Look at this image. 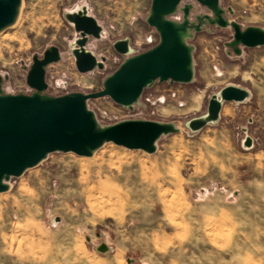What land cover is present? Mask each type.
Returning a JSON list of instances; mask_svg holds the SVG:
<instances>
[{
    "label": "rangeland",
    "instance_id": "374dc122",
    "mask_svg": "<svg viewBox=\"0 0 264 264\" xmlns=\"http://www.w3.org/2000/svg\"><path fill=\"white\" fill-rule=\"evenodd\" d=\"M152 3L22 0L18 21L0 33V91L29 92L33 59L52 46L61 60L46 68L48 95L103 90L127 59L160 44L148 23ZM83 6L103 29L87 49L107 58L104 69L86 74L71 49L79 34L65 18ZM220 6L225 27L195 0H182L168 17L191 25L192 83L156 81L130 107L109 97L88 102L101 127L138 119L179 132L162 137L152 154L105 143L90 157L49 154L11 178L0 193V264H264V46L235 41V30L264 31V0ZM127 40L134 52H117L115 43ZM230 86L249 98L224 102L217 122L191 131L189 122ZM103 244L107 253L96 250Z\"/></svg>",
    "mask_w": 264,
    "mask_h": 264
},
{
    "label": "water",
    "instance_id": "95a60500",
    "mask_svg": "<svg viewBox=\"0 0 264 264\" xmlns=\"http://www.w3.org/2000/svg\"><path fill=\"white\" fill-rule=\"evenodd\" d=\"M195 1L212 11L216 23L222 27L227 26L225 11L220 6L221 0ZM181 2L153 0L148 23L160 34V44L127 59L106 79L103 90L99 92L71 93L59 97L46 93V68L61 60L60 50L56 46L49 48L44 58L34 57L27 76V84L34 90L32 94L0 91V193L9 190L11 178L21 177L27 170L38 166L49 154L62 152L90 157L105 143L152 154L156 152L157 143L162 137L179 132L173 124L138 119L101 127L95 114L88 108V102L109 97L119 105L130 107L156 81L180 84L193 82V48L185 41L191 25L187 18L182 24L168 19ZM21 6L22 0H0V33L15 24ZM83 7L78 12H65V18L79 34L71 49L77 70L86 74L95 69H104L107 58L99 59L87 49L89 39H100L103 29L89 14L88 8ZM208 18L215 23L211 17ZM197 29L201 30V23ZM235 31L237 44L248 48L264 46L263 30L251 28L244 32ZM129 46L127 40L115 43L114 48L128 55ZM249 96L248 91L238 87L222 89L210 100L208 114L191 120L188 128L199 131L207 123L217 122L224 102L241 103ZM57 220L60 221V218L57 217ZM101 247L96 250L100 251Z\"/></svg>",
    "mask_w": 264,
    "mask_h": 264
},
{
    "label": "bare ground",
    "instance_id": "6f19581e",
    "mask_svg": "<svg viewBox=\"0 0 264 264\" xmlns=\"http://www.w3.org/2000/svg\"><path fill=\"white\" fill-rule=\"evenodd\" d=\"M86 7H87V6H86ZM83 9H84V7H79V8H77V9H75L74 11L78 12V11H81V10H83ZM19 16H20V13H19V15H18V17H17L16 22L18 21ZM16 22H15V24H16ZM74 45H75V42L73 41V42H72V46H74ZM129 52H130V54L134 52V50H133V48H132L131 46H129ZM204 119L207 120V118H204ZM99 250L102 251L103 253H107V252L109 251V248L107 247L106 244H104V245H102V247H101Z\"/></svg>",
    "mask_w": 264,
    "mask_h": 264
},
{
    "label": "built area",
    "instance_id": "2783aa9c",
    "mask_svg": "<svg viewBox=\"0 0 264 264\" xmlns=\"http://www.w3.org/2000/svg\"><path fill=\"white\" fill-rule=\"evenodd\" d=\"M48 90V89H47ZM34 92V90L32 88H30V91L29 92H23L24 94H32ZM5 93H8V94H15V93H9V92H5Z\"/></svg>",
    "mask_w": 264,
    "mask_h": 264
},
{
    "label": "flooded vegetation",
    "instance_id": "af4514ba",
    "mask_svg": "<svg viewBox=\"0 0 264 264\" xmlns=\"http://www.w3.org/2000/svg\"><path fill=\"white\" fill-rule=\"evenodd\" d=\"M53 47V46H52ZM48 50V49H47ZM46 50V51H47ZM59 50H60V48H59ZM46 51L44 52V54L41 56V58H44V55H45V53H46ZM60 53H61V51H60Z\"/></svg>",
    "mask_w": 264,
    "mask_h": 264
},
{
    "label": "crops",
    "instance_id": "0c3cea01",
    "mask_svg": "<svg viewBox=\"0 0 264 264\" xmlns=\"http://www.w3.org/2000/svg\"><path fill=\"white\" fill-rule=\"evenodd\" d=\"M219 118H220V116H219ZM219 120V119H218Z\"/></svg>",
    "mask_w": 264,
    "mask_h": 264
}]
</instances>
